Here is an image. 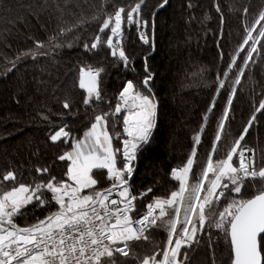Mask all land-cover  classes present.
Segmentation results:
<instances>
[{"label": "trees", "instance_id": "1", "mask_svg": "<svg viewBox=\"0 0 264 264\" xmlns=\"http://www.w3.org/2000/svg\"><path fill=\"white\" fill-rule=\"evenodd\" d=\"M138 2L0 0V195L19 183L35 187L47 183L52 176L67 179L63 173L68 162L59 160V156L71 147L70 138H80L96 115L110 113V131L121 132L122 116L113 115V109L127 80L136 85L135 91L148 94L142 83L145 57L154 75L149 87L159 108L150 143L142 147L134 161L133 193L152 189L144 199H137L140 206L156 197L167 199L177 191L179 182L170 177L171 168L185 164L194 146L197 152L188 182L195 175L198 182L209 154L213 161L223 159L253 115L256 119L241 145L253 150L256 168L264 167V110L256 112L264 100V38L257 42L260 55L253 53L237 85L221 140H215L238 72L237 67L229 70L227 64L245 39L247 26L264 10V0H168L162 9L158 7L162 0H144L141 16L149 21L147 28L125 25L119 38L130 60L125 68L106 44L110 29L107 35L99 29L103 19L114 14L116 8L128 11ZM140 32L146 33L149 43L140 39ZM97 34L104 43L92 49L90 45ZM245 54L246 51L240 54L238 64H243ZM87 66L102 69L97 81L101 98L93 97L89 105L83 103L88 93L80 86V69ZM225 71H229L227 78L223 76ZM218 78L225 79V88L219 94ZM214 98L215 106L209 112ZM65 100L70 105L68 109L63 107ZM65 125L69 138L52 142L50 136ZM115 145L119 146L116 140ZM44 168L48 171H37ZM9 171L15 173V180H4ZM93 172L97 174V190L109 184L105 170ZM262 189L264 178L245 179L241 193L227 192L221 206L207 207L206 215L217 217L220 208L224 209L233 198L249 199ZM41 191L42 198L50 200L51 194ZM57 208L54 202L53 206L33 202L15 218V223L21 227L35 224ZM167 235L166 229L151 228L146 240L129 242L128 257L114 253L113 258L106 257V264H140L143 258L153 255L161 259ZM197 240L201 246L191 243L182 248V264H231L230 238L222 229L206 223L197 233Z\"/></svg>", "mask_w": 264, "mask_h": 264}, {"label": "snow or ice", "instance_id": "2", "mask_svg": "<svg viewBox=\"0 0 264 264\" xmlns=\"http://www.w3.org/2000/svg\"><path fill=\"white\" fill-rule=\"evenodd\" d=\"M167 3L168 0H162L158 7L162 9ZM143 4L144 0H139L128 11L125 7L116 8L114 14H108L103 19L99 29V32L105 35L106 30L110 29L111 35H107L106 44L112 50V56L118 55L125 68L128 67L130 60L119 38L123 35L125 25L129 28L133 25L147 28L149 21L143 20L141 16ZM219 11L217 5V12ZM247 11L245 8L244 12ZM256 25L260 26L258 30ZM254 31L258 32V37L264 38V10H261L252 25L247 26L246 38L227 64L229 70L237 67L238 72L218 124L216 141L221 140L220 133L225 120L229 118L237 85L241 83V77L252 60L253 53L260 55L257 37L253 36ZM114 38H117L115 42ZM140 39L145 44L149 43L145 32H140ZM102 43L103 37L97 34L90 47L96 49ZM245 45H248L247 49ZM84 48L88 49L89 44L85 43ZM244 51L247 55L243 57V64H238V57ZM147 59L145 57V75L142 83L148 94L135 91L136 85L132 80H127L119 92V100L122 103H117L115 113L125 110L123 138L119 133L116 135L119 146L114 147L113 136L108 131L110 113L96 115L95 122L91 123V127L84 133V139L75 140L72 150L59 156V160L68 162L67 171L63 173L67 179L58 180L52 176L47 183H39L35 187L19 183L17 187H12L10 191H4L0 195V264H103L102 258H113L114 253L128 257V242L139 241L142 237L146 240L147 236L144 234L153 226H159L158 221L166 223L168 229L163 258L157 259L155 255L146 256L140 264H182L179 259L182 248L190 246L196 240L197 233L205 228L206 223L209 226L214 223L217 229L225 232L226 238L230 237L233 254L231 264H264V189L249 199L233 198L228 206L219 212V218H209L205 212L206 206L211 209L214 202L220 201L226 192L241 193L245 178H264V167L257 171L255 160L246 155L250 150L241 145V141L256 119L255 115L248 121V126L243 129L223 159L213 161L212 155L209 154L207 165L198 182L189 187L188 177L193 170L197 152L194 146L184 166L171 170L172 178L179 181V190L172 192L167 199L155 198L154 203H148L145 206L146 213L140 214L139 219L134 220L133 215H130L135 214L134 202L138 199L137 195L133 194L130 183L135 172L134 161L137 160L142 147L150 143L153 130L157 126L159 108V101L154 98L149 87L154 75L148 69ZM101 71L102 69L95 72L80 69V86L86 87L88 92L83 101L85 105H89L93 97L97 100L101 98L97 82ZM85 76L88 77L87 84ZM223 76L227 78L229 71L223 72ZM217 83L219 94L225 88V79L218 78ZM214 106L215 98L209 112ZM63 107L65 109L70 107L67 100L64 101ZM262 110L264 100L260 101L256 112ZM44 119H47V116ZM66 127L67 125L60 127L50 136V140L56 142L68 138L70 133L65 130ZM195 143L197 145L200 143L199 135L195 137ZM212 150L213 152L217 150L215 142L212 144ZM237 153L238 167L233 163V157ZM94 169L106 170V182L110 185L108 188L97 190L95 186L98 179L94 178L97 175L93 172ZM37 171L47 172L48 169ZM209 173L213 176L210 180ZM15 178L12 171L4 176V180ZM225 178L228 183H224ZM100 179L103 180L102 175ZM42 189L51 194L50 200L42 198L44 196ZM151 191L149 188L146 192L139 193V199H144ZM202 192L204 194L201 197ZM113 194L117 198L110 200L113 207L109 208L106 202ZM33 202L39 206H53L54 202L58 208L43 220L38 219L35 224L25 227L16 224L15 218L22 215L26 206ZM97 207L104 209L103 215L97 211ZM168 207L174 209L175 215L166 211ZM156 209H159L158 213ZM165 217H168L166 221ZM177 225H180L179 230ZM117 244L122 247H116Z\"/></svg>", "mask_w": 264, "mask_h": 264}, {"label": "built area", "instance_id": "3", "mask_svg": "<svg viewBox=\"0 0 264 264\" xmlns=\"http://www.w3.org/2000/svg\"><path fill=\"white\" fill-rule=\"evenodd\" d=\"M85 70L86 71H93V72H95L96 71V68L95 67H93V66H87L86 68H85ZM118 103H122L120 100H119V97H118ZM116 107V106H115ZM113 113H115V108L113 109ZM125 114V110L124 109H122V111H121V113H120V115L122 116L121 117V120H122V123H123V115ZM118 133H116L115 134V136L117 135ZM119 134H121V137L123 138V126H122V131L121 132H119ZM243 148H246V149H249L250 151H248L247 153H246V155L247 156H249V157H252L253 159H254V157H253V150L249 147V146H243ZM238 164H239V155H238V153H237V167H238ZM184 166V164L183 165H181V166H174V167H172L171 168V170L173 169V168H181V167H183ZM94 170H96V169H94ZM190 175H191V173L189 174V177H188V180H189V178H190ZM170 177L172 178V176H171V171H170ZM174 179V178H173ZM245 179H250V178H245ZM132 180V179H131ZM176 180V179H175ZM178 181V180H177ZM179 182V181H178ZM130 183H131V181H130ZM110 185L108 184L106 187H104V188H108ZM103 189V188H102ZM134 194V193H133ZM135 195V194H134ZM137 197H138V199H139V194L137 195ZM117 197L115 196V194H113V196L112 197H110V199H109V201H107L106 203H108V205H109V208H112L113 206L111 205V203H110V200L111 199H116ZM156 198H160V197H156ZM222 198V197H221ZM150 202H152V203H154L155 202V198H153V199H150V200H148V201H145V202H143V204L140 206L138 203H137V201H135L134 203H135V214H131L130 213V215H133V219L135 220V219H139V216H140V214H143V213H146V211H147V208L145 207L148 203H150ZM121 207H122V205H120ZM140 206V207H139ZM97 211L101 214V215H103L104 214V209L103 208H100V207H97ZM158 209H156V212L158 213ZM113 222H114V218H113ZM134 226H136V225H134ZM154 227H156V226H153V228ZM150 230V229H149ZM147 233V232H146ZM146 233L144 234V235H146ZM175 237V236H174ZM143 238V237H142ZM131 242V241H130ZM129 243V242H128ZM116 247H122V245H120V244H117L116 245ZM129 250V249H128Z\"/></svg>", "mask_w": 264, "mask_h": 264}, {"label": "rangeland", "instance_id": "4", "mask_svg": "<svg viewBox=\"0 0 264 264\" xmlns=\"http://www.w3.org/2000/svg\"><path fill=\"white\" fill-rule=\"evenodd\" d=\"M258 18V17H257ZM256 18V19H257ZM259 25H256V29L258 30L259 29ZM253 36H256L257 38H258V32L257 31H254L253 32ZM245 38H246V35H245ZM117 38H114V42H115V40H116ZM250 44H251V41H250ZM245 55H247V54H245ZM244 55V56H245ZM243 58V57H242ZM243 60V59H242ZM87 82H88V77L87 76H85V83L87 84ZM85 88V90H86V92H87V88L86 87H84ZM88 93V92H87ZM5 116H7V115H5ZM208 161V160H207ZM233 163H234V166H237V154L233 157ZM207 165V162H206V164H205V166ZM204 166V167H205ZM260 167H262V166H258L256 169H257V171L259 170V168ZM202 174V173H201ZM196 178H197V175H195V177L194 178H192L189 182H188V184H189V187L192 185V184H194V183H196L197 181H196ZM201 178V175L199 176V179ZM213 178V176H212V173H209V180L210 179H212ZM259 178V177H258ZM224 183H228V181H227V179L225 178V180H224ZM207 184H208V181L206 180L205 181V186H207ZM179 187H180V184H179ZM179 187H178V189H177V191L179 190ZM229 187H231V185H229ZM227 193V192H226ZM187 194V193H186ZM203 192L201 193V197L203 196ZM161 198V197H160ZM161 199H166V198H161ZM222 199H223V197L221 198V200L220 201H216V202H214V204H213V206H215V208L216 207H220L221 205L219 204V203H221V201H222ZM228 205H226L225 207H224V209L227 207ZM206 209H207V206H206ZM206 209H205V211H206ZM224 209H221L220 208V210L221 211H223ZM159 210V209H158ZM166 211L167 212H169V213H171L172 215H175V213H174V209L172 208V207H168L167 209H166ZM220 211V212H221ZM159 212V211H158ZM213 214H214V212H212ZM212 215V214H211ZM183 218V216L181 215V219ZM216 218H219V213H218V216L216 217ZM168 219V217H165L164 218V221H166ZM157 224L159 225V226H157V227H161V228H163V229H166V231H167V234H168V229H167V226H166V223H163V222H161V221H158L157 222ZM213 225H214V223H213ZM179 227H180V225H177V229L179 230ZM175 239V237H173V240ZM192 243H196V245L197 246H201V244L199 243V241L197 240V241H193ZM167 246V245H166ZM163 258V257H162ZM161 258V259H162ZM106 257L105 258H103V264H106Z\"/></svg>", "mask_w": 264, "mask_h": 264}, {"label": "crops", "instance_id": "5", "mask_svg": "<svg viewBox=\"0 0 264 264\" xmlns=\"http://www.w3.org/2000/svg\"><path fill=\"white\" fill-rule=\"evenodd\" d=\"M120 115V113H113V115ZM94 122H95V120H94ZM121 125L123 126V123H122V120H121ZM91 127V126H90ZM89 127V128H90ZM89 128H87L84 132H83V134H82V136L80 137V138H78V139H84V133L89 129ZM58 131V130H57ZM108 131H109V133L113 136V145H114V147L115 146H117V145H115V140L117 141V139H116V136H115V134L116 133H119L118 131H114V132H112V131H110V129H109V127H108ZM55 133V132H54ZM53 133V134H54ZM69 138V137H68ZM68 138H65V139H68ZM71 139V147L67 150V151H71L72 150V146H73V144H74V142H75V140H77V139H75L74 137H71L70 138ZM106 171V170H105ZM106 179H107V175H106ZM11 190V189H10ZM10 190H8V191H10ZM88 190H85V192H87Z\"/></svg>", "mask_w": 264, "mask_h": 264}, {"label": "water", "instance_id": "6", "mask_svg": "<svg viewBox=\"0 0 264 264\" xmlns=\"http://www.w3.org/2000/svg\"><path fill=\"white\" fill-rule=\"evenodd\" d=\"M259 38H260V37L257 38V42H258ZM229 238H230V237H229ZM232 255H233V254H232Z\"/></svg>", "mask_w": 264, "mask_h": 264}]
</instances>
